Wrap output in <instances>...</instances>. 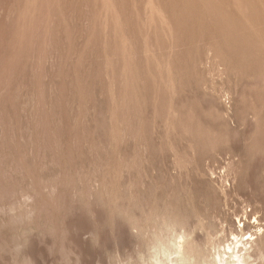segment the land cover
<instances>
[{
    "label": "rangeland",
    "instance_id": "rangeland-1",
    "mask_svg": "<svg viewBox=\"0 0 264 264\" xmlns=\"http://www.w3.org/2000/svg\"><path fill=\"white\" fill-rule=\"evenodd\" d=\"M257 228L264 0H0V264H215Z\"/></svg>",
    "mask_w": 264,
    "mask_h": 264
},
{
    "label": "clouds",
    "instance_id": "clouds-1",
    "mask_svg": "<svg viewBox=\"0 0 264 264\" xmlns=\"http://www.w3.org/2000/svg\"><path fill=\"white\" fill-rule=\"evenodd\" d=\"M55 189H53V194L55 193ZM25 200H27L29 203H31L32 198L31 197H25ZM256 236H253L251 234H244L241 233L239 235L235 233H229V238L227 241V247L223 249L222 252H217L212 259L215 261V264H245V261L247 260V264H262L264 262V254L260 255L259 258H253L250 253L256 249L259 244L254 243L259 236L264 234V228H257L255 230ZM12 252L18 253L20 257L21 252L24 248V246L21 245H14L11 246ZM73 256L75 257V260L79 259L78 256H76L75 252H72ZM177 256L180 255L179 252L176 253ZM23 259H27L31 261L27 257H22ZM59 264H63V258L61 257ZM180 264H196L194 259H181Z\"/></svg>",
    "mask_w": 264,
    "mask_h": 264
},
{
    "label": "bare ground",
    "instance_id": "bare-ground-1",
    "mask_svg": "<svg viewBox=\"0 0 264 264\" xmlns=\"http://www.w3.org/2000/svg\"><path fill=\"white\" fill-rule=\"evenodd\" d=\"M262 249V248H261ZM171 263L172 264H174V262L173 261H171ZM156 264H161V262H159V261H157V263Z\"/></svg>",
    "mask_w": 264,
    "mask_h": 264
}]
</instances>
